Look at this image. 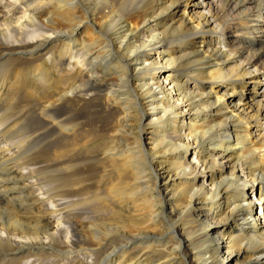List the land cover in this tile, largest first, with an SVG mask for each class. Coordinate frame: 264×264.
<instances>
[{"label": "bare ground", "instance_id": "obj_1", "mask_svg": "<svg viewBox=\"0 0 264 264\" xmlns=\"http://www.w3.org/2000/svg\"><path fill=\"white\" fill-rule=\"evenodd\" d=\"M3 8L0 264H264V0Z\"/></svg>", "mask_w": 264, "mask_h": 264}, {"label": "rangeland", "instance_id": "obj_2", "mask_svg": "<svg viewBox=\"0 0 264 264\" xmlns=\"http://www.w3.org/2000/svg\"><path fill=\"white\" fill-rule=\"evenodd\" d=\"M6 1H7V0L3 1L2 3H0V10L5 11V12H6L7 10H6L5 8H3V7H4V5L6 4ZM10 8H12V7H10ZM174 46H175V47H178L177 43H175ZM164 67H165V66H163V68H161V69L164 70V71H166V69H165ZM263 83H264V82H263ZM249 86H250V85H249ZM249 86H247V89H248L249 91H251L253 88H251V87L249 88ZM258 89H259V88L254 89L253 91H256V90H258ZM151 109H152L151 107H147V108H146L147 111H150ZM143 122H144V121H143ZM144 123H145V122H144ZM189 130H190V129H189ZM263 156H264V154H263ZM242 260H245V257H244V259H242ZM64 262H66V260H65ZM229 264H230V263H229Z\"/></svg>", "mask_w": 264, "mask_h": 264}]
</instances>
